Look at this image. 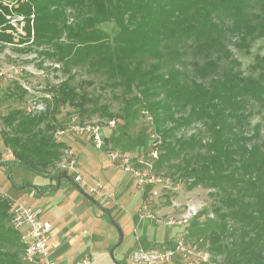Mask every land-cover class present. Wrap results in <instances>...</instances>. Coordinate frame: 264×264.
<instances>
[{"label": "trees", "instance_id": "obj_1", "mask_svg": "<svg viewBox=\"0 0 264 264\" xmlns=\"http://www.w3.org/2000/svg\"><path fill=\"white\" fill-rule=\"evenodd\" d=\"M3 9L25 15L29 31L34 20L35 44L48 47V57L69 74L51 89L52 109L48 104L40 115L15 109L4 116L0 137L14 156L9 168L43 176L55 168L66 147L54 138L67 124L56 119L61 105L80 117L116 119L128 118L140 104L161 138L155 167L168 164L193 179L190 189L202 185L218 196L216 219L199 211L186 225L188 236L209 241L211 254L223 255L218 264H264V138L259 125L247 131L248 104H264V57L257 55L258 73L244 74L230 48L250 53L264 38V0H24ZM104 23L114 24L113 34ZM8 28L0 14V39L11 42ZM223 60L231 66L223 69ZM81 67L103 88L121 91L122 114L71 82ZM196 121L206 133L178 138L179 126ZM22 257L20 234L0 194V260L26 264Z\"/></svg>", "mask_w": 264, "mask_h": 264}, {"label": "rangeland", "instance_id": "obj_2", "mask_svg": "<svg viewBox=\"0 0 264 264\" xmlns=\"http://www.w3.org/2000/svg\"><path fill=\"white\" fill-rule=\"evenodd\" d=\"M7 1L16 4L17 0ZM8 9L10 10V8ZM15 15L18 14L15 13ZM3 16L10 25L6 33L11 35L13 40L9 42L0 39L1 133L7 129L4 116L15 109H22L25 114L32 116L45 112L48 104L52 109V87H57L69 76L64 72L61 64L48 57V47L35 44L34 20L30 22L29 31L27 29L29 23L25 15L23 20L19 19L17 26H14L5 15ZM33 17L32 14L31 19ZM102 27L111 34L115 31L113 23H104ZM230 48L234 53V57L241 63L237 70H241L244 74L258 73L261 70L260 67L255 68V66L257 55L264 57V38L253 42L250 53L236 48L234 44H231ZM229 66H231V63L228 60L222 61L223 69ZM71 74L74 75L71 82L79 90H86L89 95L97 98L100 103L107 104L111 112L123 113L124 102L121 97L118 98L121 93L119 89L103 88L100 80L83 67L74 69ZM73 109L69 105H61L60 111L56 114V119L59 122L66 121L68 123L73 114L71 112ZM248 109L250 111V126L247 127L249 135L253 134L259 125L260 139L264 138V104L252 101L248 104ZM80 118L83 121L101 122L104 126V132L112 140V144H115L114 147L125 152L128 157H141L152 164L157 178L156 184L151 185L150 188L147 187L146 191L143 192L137 186V179L133 174L117 172L124 177L126 183L125 189L119 191L118 199L114 203H110L99 198L100 202L103 203L102 205L91 200L95 204V208L91 213L92 216H95L93 219L97 223L96 228L99 229L95 245H92L88 250L92 255V264H135L129 261V255L136 245L137 237L145 236L156 242L155 244L164 245L187 230L185 224L169 225L165 223L170 219L174 221L182 220L184 216H189L191 213L194 215L199 211H205L208 218L216 219L214 208L218 203V196L212 194L214 193L213 189L202 185L190 189L188 185L193 181L192 178L182 177L179 171L171 168L168 164L160 169L155 167V160L159 157L161 151L159 147L161 138L155 130L150 113L147 112L144 106L135 105L128 118L113 117L117 121L114 128L108 127V119L112 118L107 116L95 114L91 117ZM200 130L206 133L205 126L196 121L189 126H179L176 129V134L178 138H184L198 133ZM56 132L54 138L56 141H60L61 138ZM208 139L209 137L205 138V140ZM0 140V162L9 166L14 160V156L11 149L4 143L2 134ZM92 147L97 152H104V150ZM152 151H156L158 157H155ZM8 166L0 165V192L2 190L7 191L13 198L24 196L14 184L15 180H20L19 182L23 183L24 180L29 181L30 178L37 177V175L25 168L16 166L9 168ZM68 175L74 178L73 171H70ZM92 184L95 185V183ZM25 188L23 189L25 190ZM24 197L29 199V195L26 193ZM114 197L115 193L108 195V198ZM143 206H147L163 222L140 219V210ZM189 223L191 224V221ZM191 239L197 240L195 237ZM201 239L202 242L205 241L203 246L208 249L209 241H206L205 238ZM229 241L230 239H226V242ZM222 258L223 255L212 254L211 264H218ZM80 260V256H78L75 264H80ZM1 261L0 264H5Z\"/></svg>", "mask_w": 264, "mask_h": 264}, {"label": "built area", "instance_id": "obj_3", "mask_svg": "<svg viewBox=\"0 0 264 264\" xmlns=\"http://www.w3.org/2000/svg\"><path fill=\"white\" fill-rule=\"evenodd\" d=\"M19 1L16 4H11L7 0H0V13L5 15L8 20L17 26L19 19L23 20L24 15H15L5 12L3 7H8L10 10L18 7ZM116 119L108 121L107 125L110 128L116 126ZM88 133L90 134L91 141L95 148L100 150H107L111 161L119 168L126 172L132 173L137 179V186L146 191L149 185H154L157 182L156 174L153 171V165L149 164L141 157H128L121 153L118 149L109 147L104 132V126L101 122L83 121L79 114L73 113L65 127L59 128L56 134L61 138L68 133ZM155 157H158L156 151H152ZM78 157L74 148L67 146L63 149V157L56 163L54 170L60 173H68L70 171L76 172L74 181L80 185L81 188H88L91 195L104 194L103 186H89L82 174L77 172ZM2 198L6 199L9 203V216L11 226L20 234V241L23 245V261L26 264H56V261L51 258V249L53 246L51 233L52 225L49 221L41 218L42 210L34 207L17 198L11 197L7 191L0 192ZM189 214L184 216L182 220H172L165 222L169 225L185 224L188 225L189 221L196 215ZM141 219H152L157 222H163L162 219L143 206L140 210ZM202 240V239H201ZM200 240H192L188 234L182 233L172 242L167 244H152L144 248H136L129 255V261L139 264H211L212 254ZM81 264H92L90 255L83 257Z\"/></svg>", "mask_w": 264, "mask_h": 264}, {"label": "crops", "instance_id": "obj_4", "mask_svg": "<svg viewBox=\"0 0 264 264\" xmlns=\"http://www.w3.org/2000/svg\"><path fill=\"white\" fill-rule=\"evenodd\" d=\"M105 135L109 147L116 148L108 135L106 133ZM62 141L66 144V147L70 146L75 149L78 157L77 172L82 174L85 182L89 186L102 185V191L107 194L91 195L87 187L81 188L78 183L76 184L66 178H62L59 181V174H65L51 169L47 176L35 174L37 177L28 179L30 184H26L23 187L17 186L24 196L25 193L29 195V199L23 195L17 199L40 208L42 210L41 218L51 223V238L53 243L51 258L56 261V264H75L78 256H80L81 264L84 256L90 255L92 257L88 250L92 245H95L97 232L99 231L96 228L97 223L93 219L95 216H92L91 213L95 208V202H91V199H89L84 191L101 205L103 203L100 202L99 198L114 203L118 199L119 191L124 190L126 187L124 177L120 176L117 172L126 171H123V169L117 167L111 161L106 149L104 150L105 153L94 150L92 147L94 145L88 133H68L62 138ZM119 151L126 155L125 152ZM75 175L76 172H74V177ZM11 177L13 176L11 175ZM19 181L15 180L16 183H21ZM92 183H95V185ZM24 187H26L25 190L23 189ZM110 193H115V197L108 198ZM155 243L145 236L137 237L134 249L146 248Z\"/></svg>", "mask_w": 264, "mask_h": 264}, {"label": "water", "instance_id": "obj_5", "mask_svg": "<svg viewBox=\"0 0 264 264\" xmlns=\"http://www.w3.org/2000/svg\"><path fill=\"white\" fill-rule=\"evenodd\" d=\"M0 164H2V165H6V164H4V163H0ZM62 178H66L67 180H70V181H72V182H75L74 179H73L71 176H69V175H59V176H58L59 181H60ZM75 183H76V182H75ZM76 184H77V183H76ZM78 185H79V184H78ZM84 193L89 197V199H91L92 201L98 203V202H97L92 196H90L89 194H87L85 191H84Z\"/></svg>", "mask_w": 264, "mask_h": 264}]
</instances>
